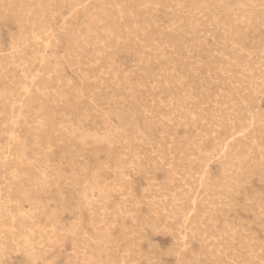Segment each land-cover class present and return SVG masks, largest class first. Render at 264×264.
I'll return each mask as SVG.
<instances>
[{
    "label": "rangeland",
    "instance_id": "rangeland-1",
    "mask_svg": "<svg viewBox=\"0 0 264 264\" xmlns=\"http://www.w3.org/2000/svg\"><path fill=\"white\" fill-rule=\"evenodd\" d=\"M0 213V264H264V0H0Z\"/></svg>",
    "mask_w": 264,
    "mask_h": 264
},
{
    "label": "bare ground",
    "instance_id": "bare-ground-1",
    "mask_svg": "<svg viewBox=\"0 0 264 264\" xmlns=\"http://www.w3.org/2000/svg\"><path fill=\"white\" fill-rule=\"evenodd\" d=\"M36 2V1H35ZM75 2V1H74ZM200 3V2H199ZM76 4V3H75ZM24 6H26V4L24 5ZM252 6V5H251ZM24 8V7H23ZM27 9V8H26ZM28 10V9H27ZM31 14V13H30ZM35 14V13H34ZM26 16V15H25ZM34 16V15H33ZM40 16V15H39ZM29 17V16H28ZM35 17V16H34ZM27 18V17H26ZM236 19V18H235ZM36 20V19H35ZM42 20V19H41ZM40 21V20H39ZM34 24V23H33ZM36 24H37V22H36ZM40 25V24H39ZM43 26V25H42ZM40 27V26H39ZM42 28V27H41ZM45 29V28H44ZM47 29V28H46ZM41 30V29H40ZM44 32V31H43ZM41 34V33H40ZM39 34V35H40ZM38 35V36H39ZM45 34H43V36H44ZM47 35H48V33H47ZM42 39V38H41ZM37 40V39H36ZM36 43H38V42H36ZM28 44V43H27ZM34 44V43H33ZM44 44V43H43ZM48 44H49V42H48ZM39 45V44H38ZM235 61H237V60H235ZM227 62V61H226ZM228 63H231V62H228ZM233 65V64H232ZM5 72V71H4ZM28 73V72H27ZM39 73V72H38ZM32 76V75H31ZM44 76V75H43ZM244 76V75H243ZM25 80H26V78H25ZM33 80V79H32ZM35 80V79H34ZM30 81V80H29ZM36 81V80H35ZM230 83V82H229ZM252 85V84H251ZM243 87V86H242ZM245 87V86H244ZM25 88V87H24ZM241 88V87H240ZM250 88H251V86H250ZM255 88V87H254ZM238 89V88H237ZM234 90V89H233ZM247 90V89H246ZM28 93V92H27ZM254 93V92H253ZM239 94V93H238ZM256 95V94H255ZM257 96V95H256ZM247 97V96H246ZM224 98V97H223ZM253 98H255V97H253ZM236 100V99H235ZM244 100H245V98H244ZM249 100V99H248ZM186 103V102H185ZM21 106V105H20ZM174 108V107H173ZM242 108V107H241ZM41 109V108H40ZM243 109V108H242ZM43 110V109H42ZM226 110V109H225ZM246 111V110H245ZM45 112V111H44ZM229 113V112H228ZM38 114V113H37ZM230 114H232V113H230ZM186 115V114H185ZM36 116V115H35ZM202 117V116H201ZM226 117V116H225ZM171 118V117H170ZM200 118V117H199ZM211 118V117H210ZM166 119V118H165ZM218 121V120H217ZM39 123V122H38ZM47 123V122H46ZM229 123V122H228ZM190 124V123H189ZM218 124V123H217ZM7 126V125H6ZM229 126V125H228ZM16 127V126H15ZM225 127V126H224ZM224 131H225V129H224ZM227 137V136H226ZM229 138V137H228ZM184 140V139H183ZM197 140V139H196ZM237 140V139H236ZM241 140V139H240ZM239 140V141H240ZM218 144V143H217ZM223 144V143H222ZM226 145V144H225ZM188 146V145H187ZM227 146V145H226ZM232 146V145H231ZM234 146V145H233ZM179 147V146H178ZM190 148V147H189ZM199 148V147H198ZM232 150V149H231ZM226 151V150H225ZM189 153V152H188ZM241 153V152H240ZM251 153V152H250ZM230 154V153H229ZM187 155V154H186ZM204 157V156H203ZM188 160V159H187ZM233 164H235V163H233ZM251 164V163H250ZM235 166V165H234ZM236 167V166H235ZM184 172V171H183ZM174 173V172H173ZM232 173V172H231ZM226 174V173H225ZM188 177V176H187ZM225 178V177H224ZM240 178V177H239ZM220 179H222V178H220ZM225 181V180H224ZM227 183V182H226ZM221 185V184H220ZM98 187V186H97ZM224 189V188H223ZM104 190V189H103ZM211 190V189H210ZM212 191V190H211ZM205 192V191H204ZM92 197V196H91ZM219 197V196H218ZM216 198V197H215ZM214 201V200H213ZM174 204V203H173ZM215 208V207H214ZM166 210V209H165ZM168 211V210H167ZM1 213H3V212H1ZM0 213V214H1ZM256 218H258V217H256ZM2 219V218H1ZM207 219V218H206ZM8 220V219H7ZM16 220V219H15ZM26 220V219H25ZM183 221V220H182ZM12 226V225H11ZM24 226V225H23ZM21 227V226H20ZM241 227V226H240ZM22 230V229H21ZM46 231V230H45ZM10 232V231H9ZM0 233H1V231H0ZM34 235V234H33ZM224 235V234H223ZM48 236V235H47ZM29 238V237H28ZM19 239V238H18ZM21 239V238H20ZM235 240V239H234ZM36 243V242H35ZM3 247V246H2ZM251 254V253H250ZM226 255V254H225ZM227 256V255H226Z\"/></svg>",
    "mask_w": 264,
    "mask_h": 264
}]
</instances>
